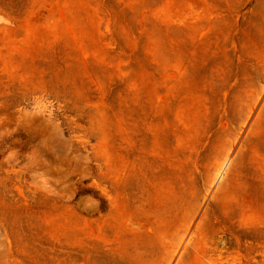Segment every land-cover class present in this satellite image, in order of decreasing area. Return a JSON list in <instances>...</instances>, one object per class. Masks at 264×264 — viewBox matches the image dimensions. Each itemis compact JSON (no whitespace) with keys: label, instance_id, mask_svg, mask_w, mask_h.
Returning <instances> with one entry per match:
<instances>
[{"label":"rangeland","instance_id":"1","mask_svg":"<svg viewBox=\"0 0 264 264\" xmlns=\"http://www.w3.org/2000/svg\"><path fill=\"white\" fill-rule=\"evenodd\" d=\"M0 264H264V0H0Z\"/></svg>","mask_w":264,"mask_h":264}]
</instances>
